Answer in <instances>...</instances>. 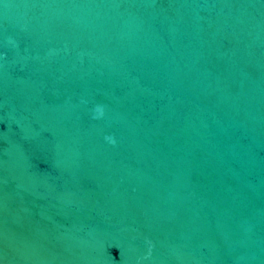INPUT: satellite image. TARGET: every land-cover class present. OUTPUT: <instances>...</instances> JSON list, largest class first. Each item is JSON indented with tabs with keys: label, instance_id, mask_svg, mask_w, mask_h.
Masks as SVG:
<instances>
[{
	"label": "water",
	"instance_id": "water-1",
	"mask_svg": "<svg viewBox=\"0 0 264 264\" xmlns=\"http://www.w3.org/2000/svg\"><path fill=\"white\" fill-rule=\"evenodd\" d=\"M0 264H264V0H0Z\"/></svg>",
	"mask_w": 264,
	"mask_h": 264
},
{
	"label": "clouds",
	"instance_id": "clouds-1",
	"mask_svg": "<svg viewBox=\"0 0 264 264\" xmlns=\"http://www.w3.org/2000/svg\"><path fill=\"white\" fill-rule=\"evenodd\" d=\"M104 115V109L102 106L97 105L96 108L94 109V119L100 118ZM107 140H109L111 143L115 144V139L112 136H107Z\"/></svg>",
	"mask_w": 264,
	"mask_h": 264
}]
</instances>
